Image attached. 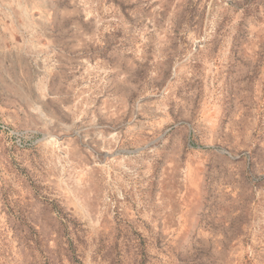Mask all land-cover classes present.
<instances>
[{
  "label": "rangeland",
  "instance_id": "374dc122",
  "mask_svg": "<svg viewBox=\"0 0 264 264\" xmlns=\"http://www.w3.org/2000/svg\"><path fill=\"white\" fill-rule=\"evenodd\" d=\"M0 264H264V0H0Z\"/></svg>",
  "mask_w": 264,
  "mask_h": 264
},
{
  "label": "built area",
  "instance_id": "2783aa9c",
  "mask_svg": "<svg viewBox=\"0 0 264 264\" xmlns=\"http://www.w3.org/2000/svg\"><path fill=\"white\" fill-rule=\"evenodd\" d=\"M0 129H1V130H5L4 125L1 124V122H0Z\"/></svg>",
  "mask_w": 264,
  "mask_h": 264
}]
</instances>
